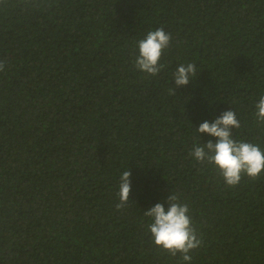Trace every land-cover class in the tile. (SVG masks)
Listing matches in <instances>:
<instances>
[{
    "label": "trees",
    "instance_id": "1",
    "mask_svg": "<svg viewBox=\"0 0 264 264\" xmlns=\"http://www.w3.org/2000/svg\"><path fill=\"white\" fill-rule=\"evenodd\" d=\"M159 27L172 39L149 76L137 41ZM0 60V264H264V171L229 187L189 155L229 109L233 138L264 150V0H0ZM175 193L203 241L191 262L144 215Z\"/></svg>",
    "mask_w": 264,
    "mask_h": 264
},
{
    "label": "clouds",
    "instance_id": "2",
    "mask_svg": "<svg viewBox=\"0 0 264 264\" xmlns=\"http://www.w3.org/2000/svg\"><path fill=\"white\" fill-rule=\"evenodd\" d=\"M171 34L163 27L149 31L145 38L137 41L138 55L134 60L136 69L149 76L157 75L165 65L160 63L164 50L170 47ZM5 61L0 60V71ZM197 75L194 63L180 64L173 73L175 86L187 85ZM169 94L175 95V88H169ZM254 116L260 124H264V95L255 103ZM241 123L236 112L225 110L212 122L205 120L197 133H207L215 137V142L195 143L189 155L200 164H211L223 177L229 187H236L244 176L256 180L264 171V150L259 144L236 140L233 129H239ZM200 140V137L198 138ZM131 171L125 170L119 179V202L115 205L122 210L130 201ZM165 203L158 202L144 212L152 219L148 225L153 243L172 256L180 254L183 261L191 262V252L199 248L203 241L193 224L189 205L181 201L180 194H170Z\"/></svg>",
    "mask_w": 264,
    "mask_h": 264
}]
</instances>
